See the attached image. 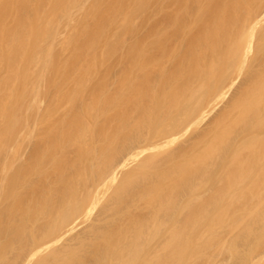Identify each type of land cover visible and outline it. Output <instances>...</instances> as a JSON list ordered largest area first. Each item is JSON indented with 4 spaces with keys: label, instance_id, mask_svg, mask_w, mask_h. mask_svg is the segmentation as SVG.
I'll return each mask as SVG.
<instances>
[{
    "label": "bare ground",
    "instance_id": "1",
    "mask_svg": "<svg viewBox=\"0 0 264 264\" xmlns=\"http://www.w3.org/2000/svg\"><path fill=\"white\" fill-rule=\"evenodd\" d=\"M54 1L58 0H0V96H4L0 97V127L2 120L5 126L11 123L7 128L14 129L15 142L28 136L10 172L0 165V212L4 214L0 218V264H264V0H254L245 12L243 0H212L208 15L213 18L196 32H184L183 21L191 17L189 8L179 5L172 13L175 16L171 12L164 15L167 8H160L159 27L174 20L173 31L155 46L149 40L156 32L152 25H146L141 38L128 30L130 41L116 40L110 49L113 57L118 52L121 57L136 58L138 52L142 56L148 50L153 53L149 54L151 61L145 56L149 61L145 60V69L133 82L143 87L158 82L155 86L160 90L165 76L171 75L177 82V91L170 89L172 93L168 91L164 101L156 93L157 100L152 94L153 98L149 97L154 88L148 92L144 87L146 92L139 87L145 95L140 92V99L131 103V108L124 94L116 99L112 93H103L102 87L101 95L93 87L80 96L68 94L66 86L42 81L29 85L28 97L27 86L17 97L15 88L9 91L2 87L9 82L16 84L20 55L21 63L26 64L25 54L33 49L36 36L49 31L46 21ZM103 2L94 0L90 6L97 8ZM215 2L226 8L225 14L217 13V6H212ZM109 7L105 8L107 13ZM183 9L185 16L179 18ZM96 15L86 35L97 28V35L106 30L110 18L101 20L100 25ZM84 32L77 37L92 41ZM97 37L92 33L94 40L88 43L94 44ZM78 38L77 46L83 41ZM162 60L166 63L161 64ZM156 76L159 80L154 83ZM124 79L121 84L110 83L112 90L117 86V92H126L130 83ZM237 81L232 97L204 129L199 127ZM81 84L73 85L82 90ZM6 91L15 101L12 109H6L10 101ZM61 92L72 97L64 113L55 107ZM121 99L126 100V109L118 108ZM112 108L118 111L111 114ZM144 127H148L146 132ZM189 129L194 130V137L185 140V145L173 147L160 159L146 156L130 166V160L139 155L136 150L172 143ZM1 143L0 163L8 148ZM229 156L241 160L231 161ZM192 157L196 163L200 160L199 165L193 164ZM164 162L176 169L169 168L170 174ZM161 170L165 173L162 178ZM66 172L73 173V178ZM160 180L168 187L163 188ZM110 183L111 192L82 233L60 241L96 203L99 187ZM162 188L166 194L160 192ZM56 243H60L58 248Z\"/></svg>",
    "mask_w": 264,
    "mask_h": 264
},
{
    "label": "rangeland",
    "instance_id": "2",
    "mask_svg": "<svg viewBox=\"0 0 264 264\" xmlns=\"http://www.w3.org/2000/svg\"><path fill=\"white\" fill-rule=\"evenodd\" d=\"M93 1L92 0H58L57 2L56 1L52 2L49 6V8L52 7L51 8L52 10L49 9V14L50 13L51 14L50 15L48 14L51 21L50 20L46 21V23L47 22L50 23L49 28L47 27L49 29V31L44 30L45 28H42L45 31L43 33L45 35L39 34L36 36L34 43H33V45H34L33 49L31 48L25 54V58H26L28 64L27 63L26 64L21 63L23 60L21 61L22 55H20V59H19L20 62L17 66L18 68H17V73H16V84L14 83V85H13V82H9L6 85H2V87L6 88L9 91H11V89L15 88L14 92H15L16 97H17V95L19 96L20 91L23 88V86H27V88L29 87L28 92H26V97H28L30 95L29 91L31 88L30 87L31 83L36 84V83H39L42 81L55 82L58 85L66 86V88H67L66 92L68 94L78 93V95H80V96L84 95V94L86 95L87 93H89V91L93 87H96V94H97V92L100 93L99 88L102 87L103 93H106L109 95H111V93H112L116 99H117L118 94H124V97L126 99H128V102H126V104L128 105V107L130 106V108H131L130 104L138 101V99H140L139 93L141 91H143L142 89H140L142 84L140 85L137 82L134 83L133 80L135 77L137 79H139V76H141V74H142L141 72H142L143 68L145 69V67H146L145 60L148 59L146 57H149V59L151 61L152 57L150 58L151 55L149 56L151 50H148L149 52L146 51V53H144L143 56H142L141 52H138L137 58L133 55H130L129 57H121V54H119V52H118L117 57L114 56L115 57L114 58L112 55L113 53L110 54V52H111L110 49H112L114 47V46L112 47V45H114L116 40L119 41V40H122L124 38L125 42L130 41V38L128 36L129 34H127L128 30L129 31L131 30L130 33L133 32V33H131L133 36H136L137 38H141L145 35V31L148 28L146 25H149V27H151L150 25H152L154 28L152 27L153 29L152 28L151 29L154 32L155 31L156 32H155L154 36H153V34H151V37H152V38L150 37L151 39H149V37H148V39L151 41V43L154 42L153 46H155V44H156L155 42H158L161 40L163 41L165 36L168 37V34L171 31H173V28L171 29V25L174 22V20H173V22H171V25H169L170 23H168V22H166V23L164 22V24L168 23V25H164L163 28H162L163 24L160 23L161 27H159L160 26L159 22L161 21L162 14H163L161 12V10L164 8H167V9H165L166 11L163 10L164 15L166 13L169 14L171 12L170 15H174V16H175V14H172V13L177 12L176 10L179 7V5H180L179 8H181V9L182 8H185V9L189 8V11H190L189 15L191 17L189 18V20L186 19L185 21H183V23H185V26H183L184 32H196L197 28L201 27L203 25V22H210L213 18V17H210L208 15L212 11V7H210L211 6L210 1H212V0H103L104 2L101 4L99 3L98 4L99 6L95 4L97 6V8H95V7L92 8L90 6L91 5L90 2L93 3ZM177 1H178V5H176ZM243 1H244V3L246 2L245 3L246 7H244V9H243L245 12V10L252 3H254L253 2L254 0H243ZM55 2L58 5L56 4V6L54 5L55 6L54 7L53 3L55 4ZM181 4H183V5H181ZM212 6L213 7L217 6V8L215 9L217 11V13L225 14V11H226L225 7L216 5V2H215V5L213 4ZM83 7H85L86 9ZM87 7H89V8H87ZM108 7H109L110 13H109V11H108V13L106 12V10H108V9H105V8H108ZM82 8H83V10H82ZM160 8H161V10H160ZM185 9L181 10V13L179 12V15H178L179 18L182 15L185 16V14H184ZM52 12H54V14ZM91 13H93L94 15L97 14L95 17V20L96 19L98 21L100 20V22H98V23H100V25H102L101 23L105 19H107V17L110 18L109 23H108V21H106L110 25H108L106 22H105V24H107V26L105 24H103V25H105V28L106 27L107 28H106V30H104L105 28L103 26V29H101V30H104V31H102L101 35H97L100 32L99 31L100 28L97 31L98 33L95 32L98 28L95 31H92L94 37L98 36L97 41L95 38L96 42L94 41L95 42L94 44L88 43V42H92L94 40V38H91L92 33H89L86 35V33H88V31H90L88 29L92 28V24L94 22V17H93L94 15ZM174 16H172V17H174ZM172 17H170V18H172ZM49 18H47V20ZM218 19H219V16H218ZM101 20H103V21L101 22ZM222 21H223V19H222ZM146 22H148L149 24ZM183 23H181V25H183ZM95 26H93V27H95ZM214 26L215 25H213L212 27H214ZM96 27H101V26L97 25ZM94 29L95 28H93V30ZM84 30H85V32H84L85 34H83V35H86V37L89 35V38L93 39L92 41L86 40V38H81L82 35H80L81 39H79L77 37L80 33H83ZM47 31L48 32L51 31V33H48ZM40 32H42V30ZM46 32L48 34H46ZM94 32L97 34H94ZM76 37L78 38V41L80 43H81L82 39H83V41H85V40L87 41V42L82 41L81 45L78 43V46H80V49L76 45L77 42L75 43V39H77ZM82 37H84V36H82ZM63 38H65V41H62ZM148 39H147V41H149ZM150 41H149V43H150ZM86 43H88V44H86ZM158 44H159V42H158ZM77 48H78V50H77ZM156 49L157 48L155 47L154 50L157 51ZM79 50H82V51H79ZM151 54H153V53L151 52ZM114 55H116V53ZM166 56H168V55H166ZM166 56H164L165 59L167 58ZM126 58H128L130 60L127 59V61H125ZM149 59H148V61H149ZM148 61H147V63H148ZM159 61H161V58ZM36 62H38V63H36ZM121 62H124V63H121ZM160 63L165 64L166 61H163V63L162 62H160ZM159 66L162 68V66H165V65H162V66L159 65ZM154 68H155V66H154ZM158 71H160V70H158ZM158 71H155V73H158ZM127 76H129L128 79H124V77L127 78ZM157 76H156V80H154L155 81L154 83H156V81L159 80V79H157ZM165 77H167L166 78L167 80H168V78H170L169 80L172 81L171 75H170V77H168V76H165ZM123 79L125 82L128 80L126 83L128 85H129V83H130V85L132 84L133 87L129 85V87H128L129 89L126 86V90L128 89L126 92H125V90L117 92L118 91L117 86L116 87L114 86L116 89L114 87H113V89L116 90V92H117L116 93L115 90H112V88H111L112 85L110 83L113 84V83L118 82V84H121L119 82L123 81ZM166 79H165V82H164L163 78L161 79V80H163L162 84L164 85L163 90H160L159 88L157 89V86H155L158 82L154 85L151 83L150 86H144L145 88L148 87L147 91L148 90L150 91V89L154 88L153 90L150 91V94L148 93V95H150L149 97H152V95H153V97L155 98L156 95H154V94L156 93L158 96V99H161L162 97H165L167 93H169L171 91L174 92V90L177 86V84H176L177 82H174V81H172L174 83L168 82L169 80L166 82ZM25 81H26V83H25ZM135 81H138V80L135 79ZM141 81L142 80H140L139 82H141ZM74 82L82 83L81 85L84 84L82 90H80V87L77 89L73 85ZM125 82H123V86H124ZM237 84H238V81L231 88V90H229V92L225 95V97L221 100V102L218 103L217 108L210 115H208V117L203 121V123H201V125L199 124V127L204 129L203 127L207 126V125H205V123L208 124L209 123L208 120H211V118L216 116V114L219 112L220 108H222L224 106V104L226 103V101H228L230 99L229 97H232V95L236 92V89L238 87ZM134 85H135V89H134ZM144 87L142 86V88L145 90ZM167 87H168V89H167ZM97 88H98V90H97ZM170 89H171V91H169ZM113 91L115 92V94ZM175 91H177V90H175ZM7 93H9V92L6 91L5 94H7ZM101 94H102V92L100 93V95ZM141 94L145 95V93H142V92H141ZM1 95H4L3 89H2ZM6 96L9 97L10 95L7 94ZM6 96H5L4 100L2 99V101H4V104H5V99L7 98ZM141 96H143V95H141ZM0 97H4V96H0ZM70 98H72V97L66 96L65 93L63 94L61 92V95L55 99V107L57 105L58 108L56 107V109L58 111H60V113H64L70 108V106H71V100H69ZM11 99L12 98L9 97L10 101L6 100V103H7V101H9L6 109L8 107L10 108V106L12 109L13 105H15L14 104L15 101L13 102V100H11ZM147 99H149V98H147ZM155 99L157 100V98H155ZM155 99H153V100H155ZM162 99L164 101V98H162ZM17 101H18V99H17ZM124 101H126V100H123V99L119 100L120 103L119 102L117 103V105L119 106L118 108H120V109L125 108L126 109V106L123 104ZM149 102H150V100H149ZM2 106H4V105H2ZM116 109L112 108L111 109L112 112H110V113L113 114L115 111H118ZM2 112H0V113H2ZM7 112H9V113H7L8 115L11 113L10 111H7ZM9 118L11 120V116H9L8 119ZM4 119L7 120V118H4ZM0 121H1V119H0ZM4 122H6V121H4ZM4 122L2 120L3 125L0 127V129H1L0 130V141L2 142L1 145H7L6 147H8V148L5 149V151H4L5 154L3 156H1L4 158L3 159L1 158L0 165H4L3 170H7V174H8L10 172L9 171L10 167L14 166L15 155L18 152H20L22 149H24V147L26 146V144L28 142V140H27L28 136L24 140H20V142H15L14 137H13V133H11V131L13 132L14 129L10 130L9 128H7V126L11 125V123L9 125H7V123H6V126H5ZM8 122H10V121H8ZM194 125L196 126V124H194ZM194 125L192 127H194ZM199 127L197 125L198 130L200 129ZM144 128L145 129L143 131L146 132V130H148V127H144ZM193 131H194L193 129L187 130L186 132L177 136L176 139L172 143L163 144V146L161 144V145H157V146H151V147H146V148H142V149L140 148V149L136 150L135 152H139V155L136 158H133V161L130 160V162H131L130 166L133 167L134 165H136V163L139 160H142V157H146V156H155V158L159 157V159H160L161 155L165 154L167 151H171L173 147L178 148L180 145H183L185 143L184 141L187 140L190 136H192ZM192 137H194V136H192ZM82 147H84V146H82ZM238 149H240V148H238ZM241 151H243V150L240 149L239 152H241ZM235 152H237V151H235ZM245 152L247 153V151H245ZM245 152L243 154H245ZM203 154L204 155L202 157L205 156V153H203ZM234 154H236V153H234ZM237 154H240V153H237ZM74 156L76 157V155H74ZM232 156H233V154H232ZM241 156H244V155H241ZM202 157H201V159H202ZM231 157H230V159L232 161L233 159ZM194 158H193V160H194ZM196 158H198V157H196ZM204 158H203V160H204ZM206 159L208 160V158H205V160ZM235 159L241 160V159L234 158V160ZM193 160H192V162H193ZM196 160L197 159H195L194 160L195 163H193L195 166L198 162L200 163V160L197 163H196ZM242 160H244V157ZM69 162H71V161H69ZM82 162H84V161H82ZM180 162H181V160H180ZM183 162H185V161L182 160L181 163H183ZM186 162H187V160H186ZM189 162L190 161H188L187 163L191 164ZM202 162L205 163L206 161H202ZM157 163H160V162H157ZM164 163H163L164 168L166 170H168L169 173L171 174L172 170L170 169L171 170V172H170L169 168H173L172 167L173 164H171V163L166 164L167 162H164ZM199 163H198V165H199ZM208 163H210V160ZM68 164H71V166H72L74 163L71 162ZM68 164H67V166H68ZM86 164L87 163L85 162V165ZM183 164L185 165V163H183ZM180 165H182V164H180ZM76 166H75V168H76ZM78 166H80V165H78ZM78 166H77V168H78ZM161 166H162V164H161ZM174 166H177V165H174ZM191 166L193 168V165H191ZM80 167L82 168V166H80ZM187 167H188V165H187ZM190 167H189V169H190ZM202 168H204V167H202ZM173 169L175 170L176 168H173ZM11 170H12V168H11ZM152 171H150V172H152ZM160 172L162 173V170ZM164 172H165V170H164ZM166 173H168V172H166ZM148 174L153 176L154 173L150 174L148 172ZM163 174L165 175V173H162L160 175V177L161 176L163 177L164 176ZM65 175L66 176L70 175V177L73 178V173L66 172ZM76 177H77V179L80 178L78 176H76ZM164 180L165 179H163V182H164ZM165 182L167 183L166 180H165ZM159 183H160V185H163L161 180ZM112 187H113V183H110V185L106 184V185H102L99 187L97 195L95 194L96 200H94V203L96 202L95 204L96 205L99 204V206L98 205L95 206V204L92 203L93 205L92 206L90 205V208L89 207L87 208L88 209V210H86L87 212H84V214L79 217V220L77 219L76 226L73 229V231L71 232V234L68 237H66L60 241H68L71 238L76 237L78 233H79V235L82 233L81 231L84 230L85 226H87L90 223L91 219H93L94 216L96 215V213L98 212V209H100V207L103 203L104 197H106V195H107V193H109V191L111 192ZM162 187L164 188V187H168V186L163 185ZM170 188H171V186H170ZM161 191L166 192V188H165V190L164 189L160 190V192ZM169 191H170V189H169ZM163 192L161 194L159 193L162 196V198H163L164 193H165V192L164 193ZM0 196H1V190H0ZM97 202H99V203H97ZM155 207H158V203H156ZM150 209H152V208H150ZM0 211H1V209H0ZM134 212L137 213L136 210ZM0 216H2L0 218L3 219L4 214L1 213ZM235 236H236V232H235ZM235 241H236V239H235ZM56 244L57 245H55V247L58 248L60 243H56Z\"/></svg>",
    "mask_w": 264,
    "mask_h": 264
}]
</instances>
